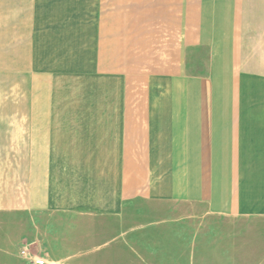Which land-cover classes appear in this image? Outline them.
I'll return each mask as SVG.
<instances>
[{
  "label": "crops",
  "instance_id": "1",
  "mask_svg": "<svg viewBox=\"0 0 264 264\" xmlns=\"http://www.w3.org/2000/svg\"><path fill=\"white\" fill-rule=\"evenodd\" d=\"M143 201L264 264V0H0L9 242L43 239L47 212L75 243L125 236Z\"/></svg>",
  "mask_w": 264,
  "mask_h": 264
},
{
  "label": "rangeland",
  "instance_id": "2",
  "mask_svg": "<svg viewBox=\"0 0 264 264\" xmlns=\"http://www.w3.org/2000/svg\"><path fill=\"white\" fill-rule=\"evenodd\" d=\"M81 102L84 105L85 100ZM144 202L127 215L125 236H120L121 230L112 233L114 229L105 226L89 228V240L80 243L74 241L84 237H76L68 221L56 219L50 212L45 216L43 239H20L13 244L10 235L14 238L16 229L0 219V242H4L0 264H27L19 253L24 246L45 258L46 264H230L227 259H214L219 245L214 242L213 229H202V236L199 234L196 208L187 216L179 212L182 207L177 202L172 207ZM73 254L68 259L54 258Z\"/></svg>",
  "mask_w": 264,
  "mask_h": 264
},
{
  "label": "built area",
  "instance_id": "3",
  "mask_svg": "<svg viewBox=\"0 0 264 264\" xmlns=\"http://www.w3.org/2000/svg\"><path fill=\"white\" fill-rule=\"evenodd\" d=\"M21 257L28 262V264H46L47 260L37 254L31 252L30 246H24L20 250Z\"/></svg>",
  "mask_w": 264,
  "mask_h": 264
}]
</instances>
